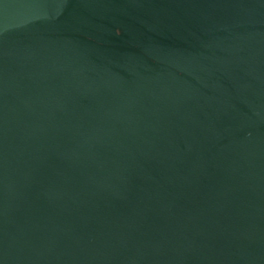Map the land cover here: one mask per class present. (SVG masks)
<instances>
[{"label": "water", "instance_id": "obj_1", "mask_svg": "<svg viewBox=\"0 0 264 264\" xmlns=\"http://www.w3.org/2000/svg\"><path fill=\"white\" fill-rule=\"evenodd\" d=\"M0 264H264V0H0Z\"/></svg>", "mask_w": 264, "mask_h": 264}]
</instances>
